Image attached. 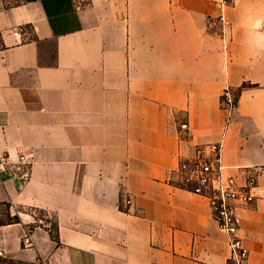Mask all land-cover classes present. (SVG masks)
<instances>
[{
    "label": "crops",
    "instance_id": "obj_1",
    "mask_svg": "<svg viewBox=\"0 0 264 264\" xmlns=\"http://www.w3.org/2000/svg\"><path fill=\"white\" fill-rule=\"evenodd\" d=\"M82 3L0 0V264H227L207 199L175 172L216 141L229 175L257 176L240 232L264 264V0H232L225 39L211 0ZM226 85L238 105L225 129ZM37 215L52 227L25 246Z\"/></svg>",
    "mask_w": 264,
    "mask_h": 264
},
{
    "label": "built area",
    "instance_id": "obj_2",
    "mask_svg": "<svg viewBox=\"0 0 264 264\" xmlns=\"http://www.w3.org/2000/svg\"><path fill=\"white\" fill-rule=\"evenodd\" d=\"M83 0H75L76 7L83 5ZM219 9V14L215 18L221 25V34L225 39V27L227 24L226 8L232 0H211ZM172 5L176 0H170ZM13 31L25 33V25H16L12 27ZM0 29V37L2 35ZM224 55L228 57V43L224 41ZM238 99L232 91L230 85H226L220 95V106L224 113L225 129L230 124L236 108ZM182 131H188L190 126L188 121L180 124ZM223 142H209L196 144L194 152L190 156L182 157L176 168L178 186L190 192L204 196L210 207L212 215L218 225V228L226 233L230 255L227 264H249V249L247 248L244 236L241 234V208L254 202L256 194L254 188L258 184L257 176L250 174L243 183H240L236 177L226 172V165L222 158ZM33 159V152L20 153L17 157V163L20 165H30ZM4 167V161H0V169ZM13 173L29 175V170L21 167L12 169ZM132 198L121 193L119 205L122 211L130 212ZM140 209L135 210L140 214ZM34 227L51 228V222L46 215H37L33 220V227L26 228L22 243L25 246L33 245L32 230ZM2 251L0 250V254Z\"/></svg>",
    "mask_w": 264,
    "mask_h": 264
},
{
    "label": "rangeland",
    "instance_id": "obj_3",
    "mask_svg": "<svg viewBox=\"0 0 264 264\" xmlns=\"http://www.w3.org/2000/svg\"><path fill=\"white\" fill-rule=\"evenodd\" d=\"M2 209H4V207H2ZM8 219L9 218L6 217V216H0V220H2V221L8 220ZM4 264H22V263H19V262H16V261H7Z\"/></svg>",
    "mask_w": 264,
    "mask_h": 264
},
{
    "label": "trees",
    "instance_id": "obj_4",
    "mask_svg": "<svg viewBox=\"0 0 264 264\" xmlns=\"http://www.w3.org/2000/svg\"><path fill=\"white\" fill-rule=\"evenodd\" d=\"M15 219H17V218H15ZM0 223H3V221H2V220H0Z\"/></svg>",
    "mask_w": 264,
    "mask_h": 264
}]
</instances>
